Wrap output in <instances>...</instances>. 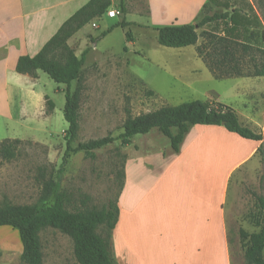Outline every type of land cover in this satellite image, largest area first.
I'll return each instance as SVG.
<instances>
[{"label":"rangeland","instance_id":"1","mask_svg":"<svg viewBox=\"0 0 264 264\" xmlns=\"http://www.w3.org/2000/svg\"><path fill=\"white\" fill-rule=\"evenodd\" d=\"M223 1L232 5L230 12L242 23L251 19L252 28H257V35L251 41L244 37L238 40L253 49L244 54L240 48L237 53L243 73L252 74L254 65L258 64L253 58L260 55L257 50L264 49V0ZM120 3L121 0H114L112 9L120 11ZM125 5L126 16L121 14L116 19H109L105 15L94 23L98 29L92 24L83 28L79 34L82 40L73 46L80 56L86 50L89 52L82 69L79 132L72 147L76 149L80 144L106 137H112L115 142L95 151V159L85 152L71 155L61 176L62 189L71 199V208L81 207L88 198L86 206L89 209L102 210L117 199L128 156L127 147L121 146L118 137L123 133L128 116L138 117L193 101L210 102L218 96L222 97L221 104H232L243 111L244 105L252 111L256 101H260L256 96L252 99L247 96L249 86L254 82L250 85V81L244 88L240 81H218L198 55V47L210 45L208 34L227 35L226 24L217 23L200 30L197 46L170 49L158 43L157 32L147 17V0H125ZM218 10L209 5L204 16ZM124 18L130 24L126 29L118 27ZM257 19L261 20V25H256ZM105 33L107 36L102 37ZM213 51L209 46L206 53L214 55ZM41 77L43 92L55 103L50 116L46 113L47 116L39 120L35 117L22 119L17 104H12L9 111L0 112V146L6 140L21 141L13 159L0 155V206L5 202L20 206L35 204L41 196L42 181L50 177L57 179L66 152L65 136L69 125L64 117L65 93H59L65 92L66 86L55 83L45 73H41ZM77 86V82L72 84V94ZM238 88L240 92H237ZM260 104L264 112V101ZM45 109L47 112V105ZM8 112L12 118L7 117ZM260 132L264 138V127ZM234 137L242 141L238 136ZM169 144L158 131H153L146 136H136L131 151L133 147L140 151L166 150ZM231 162H234L233 157ZM232 167H225V174ZM41 170L45 172L44 177ZM256 196L264 197V140L255 160L232 176L226 204L222 205L227 212L232 264H245L240 231L253 234L261 230L254 222L261 213ZM0 240L2 244L12 241L11 250L0 246V264H24L18 250L22 245L19 231L0 227ZM41 240L44 264H78L73 243L67 236L48 228L41 233Z\"/></svg>","mask_w":264,"mask_h":264},{"label":"crops","instance_id":"2","mask_svg":"<svg viewBox=\"0 0 264 264\" xmlns=\"http://www.w3.org/2000/svg\"><path fill=\"white\" fill-rule=\"evenodd\" d=\"M90 1L0 0V112L17 104L22 119L47 116V95L40 84L43 72L39 71L37 78L20 75L16 72L18 60L36 56ZM208 3L147 0V17L154 28L196 24ZM211 7L217 9L213 4ZM96 21L94 29H98ZM81 31L69 40L72 49L82 40ZM230 80L240 81L244 88L254 82L247 96L260 101L252 111L247 105L244 111L224 105L234 108L242 126L261 134L264 77ZM221 99L218 96L211 102L221 103ZM7 117L12 118L9 112ZM234 135L224 127L196 126L178 155L171 153L170 144L166 150L156 151L133 147L132 152L131 146L127 147L124 186L118 199L120 213L113 232L116 264H232L227 212L222 205L226 204L232 176L255 160L262 144L236 135L239 141ZM231 165L225 174V167ZM11 242L2 244L0 240V246L10 249ZM18 250L21 258V244Z\"/></svg>","mask_w":264,"mask_h":264},{"label":"trees","instance_id":"3","mask_svg":"<svg viewBox=\"0 0 264 264\" xmlns=\"http://www.w3.org/2000/svg\"><path fill=\"white\" fill-rule=\"evenodd\" d=\"M208 1L209 3L204 7L205 11L211 4L220 10L212 15H205L196 24L153 28L158 33L159 45L170 49L197 46L200 40V30H206L213 24L223 23L226 24L227 35L208 34L210 45L197 48L199 57L204 61L212 76L218 81L264 77V49L257 50L260 55L253 58V62H258V64L254 65L252 74L243 73L242 67H239L240 59L237 57L240 50L244 54L253 51L251 46L238 42L241 37L251 41L252 37L257 35V28H252L251 25L253 21L250 19L242 23L235 14L230 12L232 5L228 1ZM111 8L112 0H91L62 25L56 35L36 56H25L18 60L16 66L18 74L37 78L38 72L41 71L55 83L66 86L64 117L69 125L65 136L67 148L57 179L50 177L42 181L41 196L35 204L20 206L5 202L0 206V227H11L19 231L23 246L21 259L24 264H44L41 233L48 228L59 231L72 241L74 257L78 264H116L113 232L119 219L118 199L124 186L125 170L122 173L123 183L117 199L109 202L102 210L89 209L86 206L88 198L82 202L81 207L71 208V199L63 191L61 184V176L72 154L85 152L89 158L95 159V151L115 142L112 137H106L80 144L76 149L72 147L79 132L80 99L83 91L82 69L89 50L84 51L78 57L68 43L83 28L103 18ZM120 13L123 16L127 14L125 0H121ZM255 22L256 25H261L260 19ZM129 26L125 18L118 25L123 29ZM106 36L107 33L102 37ZM130 37V33H127V38ZM262 38L264 39V33ZM209 46L213 48L214 55L206 53ZM218 52L221 53L220 56ZM231 64L234 66L227 67ZM74 82H77L78 86L72 94L71 87ZM151 94L154 95L153 92ZM46 105L47 114H52L55 110L54 102L47 97ZM196 126L224 127L228 132L246 140L258 143L264 140L261 134L241 125L238 114L233 108L211 101H193L177 107H163L138 117L128 116L123 125V133L118 140L121 146L126 148L132 145L136 136H146L153 131H158L169 141L171 153L178 155L187 136ZM20 144L19 140L4 141L0 146V155L6 159H13ZM41 172L44 177V170ZM256 203L261 213L257 219H254V222L261 230L253 234L244 230L240 231L245 248V264H264V197L256 196Z\"/></svg>","mask_w":264,"mask_h":264},{"label":"built area","instance_id":"4","mask_svg":"<svg viewBox=\"0 0 264 264\" xmlns=\"http://www.w3.org/2000/svg\"><path fill=\"white\" fill-rule=\"evenodd\" d=\"M119 15H121L120 11H116L115 9H110L106 14L109 19H116Z\"/></svg>","mask_w":264,"mask_h":264}]
</instances>
